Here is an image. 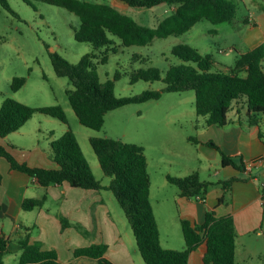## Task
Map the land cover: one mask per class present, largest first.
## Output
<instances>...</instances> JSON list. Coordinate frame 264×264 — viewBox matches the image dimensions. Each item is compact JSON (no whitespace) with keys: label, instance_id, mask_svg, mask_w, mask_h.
<instances>
[{"label":"trees","instance_id":"1","mask_svg":"<svg viewBox=\"0 0 264 264\" xmlns=\"http://www.w3.org/2000/svg\"><path fill=\"white\" fill-rule=\"evenodd\" d=\"M24 1L33 5V0ZM42 1L65 7L79 16L81 24L75 29L77 40L90 42L95 48H106L98 62L94 60L98 57L95 52L86 53L78 63L71 62L57 52L51 53L56 74L69 77L73 84V88L68 90V96L82 124L100 130L105 124L106 114L111 110L131 103L158 99L163 91L187 90L195 92L196 112L206 117L208 125L225 126L233 104L243 98L247 102L250 123L255 125L260 122V116L264 114V43L240 54L233 66L217 69L213 55L203 54L187 43L176 45L172 52L182 62L171 65L164 78L158 67L140 69L133 75L132 82L139 79H163L165 87L162 90L146 89L135 95L116 94L115 81L120 73H116L113 79L102 81L98 72V63L108 61L109 50H117L111 34L119 37L125 46L146 45L156 37L184 34L204 19L214 24L234 22L238 11L236 0H119L136 8H151L163 3L174 7L172 13L157 27L140 24L132 16L108 3L90 0ZM0 3L18 16L9 0H0ZM246 22L249 20L246 19ZM26 82L27 77L14 76L10 84L11 91H19ZM36 113L68 123L66 111L61 104L34 107L7 96L0 107V136L6 137L19 130ZM90 141L103 172L111 178L108 184H104L94 174L71 127L51 141L57 168L31 166L18 160L1 144L0 157L6 158L13 169L37 179L44 187L67 182L73 187L88 190H111L130 222L146 264H188L191 252L203 242L207 245L204 257L206 264H236L237 231L231 215L218 216L215 210H210L203 224L182 218L186 248L178 250L164 247L150 197L152 181L145 147L113 137L94 136ZM209 144L219 148L213 142ZM222 157L225 166H241L224 152ZM167 179L179 188L180 195L189 198H205L215 184L203 180L198 171L186 176L169 174ZM239 179L233 176L219 181L225 190L224 195L219 198L220 204L227 202V193ZM46 198V195L41 198H26L22 207L25 210L41 207ZM20 244L23 251L19 264H74L61 262L56 250L44 249L39 242L31 241L30 233L20 239ZM8 245L9 238L1 235L0 264H5ZM107 249L108 245L105 243L92 244L76 249L75 254L97 259L99 264H114L106 256Z\"/></svg>","mask_w":264,"mask_h":264},{"label":"rangeland","instance_id":"2","mask_svg":"<svg viewBox=\"0 0 264 264\" xmlns=\"http://www.w3.org/2000/svg\"><path fill=\"white\" fill-rule=\"evenodd\" d=\"M90 1L114 6V3L118 2L122 6H116L120 11L150 27H157L173 11V7L167 3L151 8H136L118 0ZM9 2L18 16L0 3V84L3 83L5 90L10 91L12 78L25 76L27 82L17 92V98L10 95L11 97L34 107L61 104L68 118V123H64L58 118L38 113L36 116L48 118L50 121H42V130H35V142L30 140L28 134L23 138L14 135L16 133L9 137L10 143L16 145L14 152L17 156L40 154L42 150L47 152L48 158H54L52 139L60 137L71 127L94 174L107 184L111 178L102 170L92 147L91 137H113L143 145L153 176L152 205L156 208L160 221L161 204L164 202L167 208H174L173 211L165 210L167 213L177 214L176 203L170 198L172 193L179 189L170 182L169 187L162 186L164 173L169 171L175 176H186L198 171L202 179L212 180L216 187L224 189L219 183L220 179H224L223 174H215L218 167L222 168V163L218 166V163L207 156L209 151H213L216 158L221 159L223 150L210 144L202 147L201 142L195 139L201 133L198 124H202L205 117L196 112L193 90L163 91L158 99L121 106L106 114L105 124L100 130L90 128L82 124L75 113L68 96V90L73 88V84L69 77L56 74L51 53L57 52L71 62L78 63L86 53L95 52L98 57L94 60L98 62L105 54L106 48H95L90 42L77 40L75 29L80 27L81 20L77 14L65 7L42 0H33V5L24 0ZM236 3L238 11L234 22L214 24L204 19L184 34L156 37L146 45L125 46L119 37L111 34L117 50H109L108 61L98 63L101 80L113 79L116 73H120V77L115 81L118 96L135 95L146 89L162 90L165 87L163 79H139L132 82L133 75L140 69L158 67L164 78L171 65L182 62V59L172 52L174 46L182 43L198 48L203 54L213 55L216 69L233 66L240 54L264 43V0H236ZM246 19L250 21L246 22ZM244 105L246 106V103L242 99L234 104L235 107L243 106V113L246 114ZM40 122L38 120L36 124ZM107 192L113 198L111 205L114 218L133 236L123 208L113 192ZM181 227L179 233L183 234ZM93 236L94 233L88 235L89 238ZM16 263L14 260L7 262Z\"/></svg>","mask_w":264,"mask_h":264},{"label":"crops","instance_id":"3","mask_svg":"<svg viewBox=\"0 0 264 264\" xmlns=\"http://www.w3.org/2000/svg\"><path fill=\"white\" fill-rule=\"evenodd\" d=\"M114 4L121 6L118 2ZM2 84H0V107L5 97L11 95L17 98L16 94L19 92L7 91ZM243 100L246 103V106L244 105L246 114L243 113V106L235 107L234 103L228 113V123L225 126L208 125L205 117L202 124H198L201 133L195 138L196 141L201 142L202 147L208 146L209 142L217 144L224 153L241 165L240 167L225 166L222 158H216V154L209 151L207 153L209 159H213L218 166L222 163V168L216 169V176L223 174L224 179L233 176L240 179L233 183L227 193V202L222 204L219 203V198L224 195L225 190L214 184L205 200L182 196L180 190L174 191L170 200L176 203L177 214L167 213L165 210L173 211L174 208L173 206L167 208L164 202L161 204L163 221L158 218L153 205L164 247L185 249L184 234L179 233L182 218L203 224L207 212L215 210L218 216L231 215L234 218L237 231L236 264H255V262L264 264V114L260 116L258 124L252 125L247 114L246 99ZM37 114L19 130L6 137L0 136V144L7 147L18 160L31 166L57 168V162L54 158H48L46 151L40 150V154L20 157L14 152L16 145L10 143L9 137L14 133L22 138L28 134L30 140L35 142L37 134L35 130H42L40 127L42 121H50L48 118L36 116ZM36 119L41 121L38 125ZM147 159L152 181L150 191L152 201L153 176L148 156ZM169 174L174 175L169 171L164 173L163 187H169L167 179ZM107 191V189L88 190L73 187L67 182L44 187L37 179L13 169L6 158L0 157V236L9 238V251L5 256V264L9 260L19 264L23 251L20 239L29 233L31 241L39 242L44 249L56 250L58 259L64 263L99 264L97 259L77 256L75 250L92 244L105 243L108 245L106 256L114 264H146L132 227L129 225L133 236L114 218L111 205L113 198ZM44 195L47 198L43 206L31 210L22 207L26 198H41ZM90 233H94L92 238L88 237ZM206 252L207 245L203 242L191 252L188 264H206L204 260Z\"/></svg>","mask_w":264,"mask_h":264},{"label":"built area","instance_id":"4","mask_svg":"<svg viewBox=\"0 0 264 264\" xmlns=\"http://www.w3.org/2000/svg\"><path fill=\"white\" fill-rule=\"evenodd\" d=\"M197 199H199V200H205V198H203L201 196H198Z\"/></svg>","mask_w":264,"mask_h":264}]
</instances>
